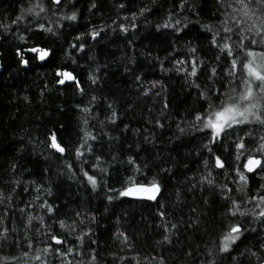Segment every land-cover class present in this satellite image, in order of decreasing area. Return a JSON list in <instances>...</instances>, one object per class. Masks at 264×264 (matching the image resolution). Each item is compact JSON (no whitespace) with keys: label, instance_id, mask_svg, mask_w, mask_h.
<instances>
[{"label":"trees","instance_id":"obj_1","mask_svg":"<svg viewBox=\"0 0 264 264\" xmlns=\"http://www.w3.org/2000/svg\"><path fill=\"white\" fill-rule=\"evenodd\" d=\"M35 2L0 0V25L7 26L0 27V192L12 197L0 204V231L9 229L0 246V264H257L251 253L264 252V224L251 215L233 218L249 230L229 253L217 250L224 212L231 207L219 185L227 183L240 210L251 212L255 201L249 198L264 194V173L248 174L246 185L221 174L209 186L203 164L209 156L207 140L192 127L196 113L206 106L198 92L214 99L215 89L223 84L229 91L243 75H227L233 57L212 43L214 35L217 40L231 35L223 32L231 13L226 0H62L61 7L44 0L50 10L39 17L23 11ZM22 11L23 18L13 23ZM73 12L75 21L62 18ZM92 31L100 32L96 40ZM80 44L83 50L73 47ZM33 45L46 47L50 57L20 64L17 48ZM243 57L239 52L237 58ZM193 59L196 77L185 71ZM57 70L71 71L80 87L59 85ZM245 127L256 130L257 137L264 135L257 125ZM52 132L67 146L63 156L47 146L45 137ZM85 132L96 139L87 142L91 153L78 159L75 150L84 143ZM246 143L256 146L253 139ZM212 147L231 165L239 163ZM96 157L99 168L92 167ZM84 171L95 172L102 187L93 191ZM130 176L146 186L159 184L158 198L109 201L108 195L115 197L109 189L127 186ZM44 201L53 206L52 213L41 206ZM30 216L43 217V222L33 219L30 224ZM60 220L66 225L75 221V231L61 229ZM49 230L67 237L59 247L64 252L72 247L71 255L45 256L41 251L42 260H35ZM165 235L171 243L163 242Z\"/></svg>","mask_w":264,"mask_h":264},{"label":"snow or ice","instance_id":"obj_2","mask_svg":"<svg viewBox=\"0 0 264 264\" xmlns=\"http://www.w3.org/2000/svg\"><path fill=\"white\" fill-rule=\"evenodd\" d=\"M218 2L223 4L225 0H218ZM48 3L49 5H56L57 7L63 6L62 0H48ZM93 7H95L94 4ZM226 7L231 9V13H227L223 21V32L231 35L221 36L219 40L214 35L212 43L214 46L219 47L222 53H226L228 57H233L231 60V69L227 75L229 77H235L238 72H242L243 75L240 78V84L231 88L229 91H224L225 86L223 84L220 88L215 89L214 99H210L204 92H198V95L206 100V106L196 113L192 127L196 131L204 133V138L207 140L204 148L207 150L209 156L203 160V164L208 169L204 181L209 186H215V177L221 174L225 175L226 179L231 175L233 182L246 185L249 179L248 174L264 173V135L257 137L256 130L245 127L257 125L260 129H264V0H226ZM47 10L50 9L46 8L44 0H36L31 7L23 11H26L30 16L34 15L35 17H39L41 13ZM23 11L22 15L17 16L13 23L23 18ZM62 18L75 21L77 16L73 12L71 15ZM176 23L179 24L180 21L177 20ZM0 27H4L7 30V26L0 25ZM39 27L48 32L52 31L51 28L45 29L44 24H40ZM119 27L121 31H127L124 25H119ZM89 35L92 40H96L100 32L92 31ZM233 36L236 37L235 40H232ZM229 41L232 42L229 43ZM73 47H78L80 50H83L84 44L73 45ZM192 51L194 52L195 49H192ZM239 52L244 53L242 59L237 58ZM15 54L19 58V63L24 66H28L35 61L44 62L51 55L50 50L39 45H33L25 49L17 48ZM219 58L217 56L218 60ZM177 63L183 64L184 61L177 60ZM185 71L188 75L196 77L197 61L193 59L191 61L190 71L187 69ZM212 75H216L215 69L212 70ZM57 76L63 77V79L58 80V83L61 85L65 81H71L75 83L76 87H80V82L71 71L57 70ZM228 82L234 83V80H229ZM196 86L199 87V85ZM165 107H168V105L166 104ZM116 115L114 112L113 116ZM179 130L181 133L185 131L184 128H180ZM84 136V143L75 150L78 159L84 157L85 151L91 153V145H88L87 142L88 140L96 139L89 132H85ZM246 138L256 140V146L252 147L248 145ZM45 141L48 148L53 150L54 153H60L61 156L65 154L67 146L63 144V141L58 138L56 133L52 132L47 134ZM86 145L87 147H85ZM212 145H217L223 152H228L239 163L231 165L229 158L215 152ZM81 149H84V151ZM95 159L96 163L92 167L99 168L100 157H96ZM129 163H134V161L130 159ZM68 167L71 169L72 165L69 164ZM214 169H220L223 172L218 173ZM257 170H259V173ZM99 171L103 173L104 169L100 168ZM135 171L138 172L140 170L136 168ZM83 176L93 191L97 190L98 187H102V182L98 181L95 172L90 175L88 171H84ZM219 187L222 191V199L230 203L231 207H226V211L224 212L225 227L221 231L220 243L217 245V250L219 253H229L232 250V246L241 239L243 233L249 230L246 223L233 218H236L238 215L242 218L251 215L254 219H258L264 224V194L249 198V202L255 201L254 208L251 212L241 211L239 203L231 199L228 195V193L232 192L228 184L225 183L219 185ZM109 192L115 193V197L113 195L107 196L109 201H112L116 197H131L155 201L157 195L160 193V185L153 182L146 186L136 180L134 176H130L127 179V186L122 185L121 189L110 188ZM11 199V195L0 192V204L5 200L11 201ZM41 206H47L48 213L53 212V206L49 205L47 201H44ZM256 208L260 209L258 213L255 211ZM161 215L163 216V213ZM28 219L30 224L33 219L43 222V217L30 216ZM58 223L61 229L75 231V221L71 225H66L63 220L58 221ZM175 227L176 225H172V228ZM37 231L40 230L37 229ZM165 231H168V229H165ZM8 233L9 229L7 227H4L0 231V246L7 242ZM43 235L46 236V246L42 250L37 249L35 260H42L41 251L45 256L52 253L60 257H65L73 253L72 247H68L66 252L62 251L61 247H59L66 244V236L57 235L53 230H49L43 233ZM120 235L123 236V233ZM77 239L82 240L83 237L78 235ZM126 242L127 237H125ZM163 242L171 243L169 236L165 235ZM17 243L19 242L17 241ZM53 245L57 247L53 248ZM27 246L29 248L33 247L31 239L28 240ZM261 247L264 248V242H262ZM246 251L251 250L246 249ZM24 255L27 256L28 253H24ZM251 255L256 257L257 264H264V252H261L259 255L257 252H252ZM92 260H96L95 255L92 256ZM42 264H47V260H43ZM68 264H70V261ZM212 264H216L215 260L212 261Z\"/></svg>","mask_w":264,"mask_h":264},{"label":"water","instance_id":"obj_3","mask_svg":"<svg viewBox=\"0 0 264 264\" xmlns=\"http://www.w3.org/2000/svg\"><path fill=\"white\" fill-rule=\"evenodd\" d=\"M0 41H1V39H0ZM1 43V42H0ZM1 57H2V55H1V51H0V73L2 72V63H1ZM40 62V61H39ZM40 63H43V62H40ZM62 79H63V77H62ZM66 83H68V84H74V82H71V81H65V83L64 84H66ZM63 84V85H64ZM59 85H61V84H59ZM160 193H161V189H160ZM160 193L158 194V195H160ZM158 195H157V198H158ZM129 198H131V197H129ZM131 199H133V200H137V201H149V200H146V199H136V198H131ZM149 202H154V201H149Z\"/></svg>","mask_w":264,"mask_h":264},{"label":"bare ground","instance_id":"obj_4","mask_svg":"<svg viewBox=\"0 0 264 264\" xmlns=\"http://www.w3.org/2000/svg\"><path fill=\"white\" fill-rule=\"evenodd\" d=\"M238 242V241H237Z\"/></svg>","mask_w":264,"mask_h":264}]
</instances>
